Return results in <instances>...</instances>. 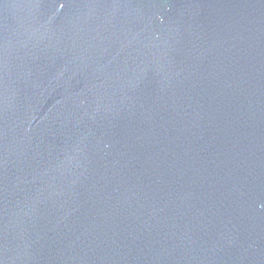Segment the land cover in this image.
<instances>
[{"label": "water", "instance_id": "1", "mask_svg": "<svg viewBox=\"0 0 264 264\" xmlns=\"http://www.w3.org/2000/svg\"><path fill=\"white\" fill-rule=\"evenodd\" d=\"M0 264H264V0H0Z\"/></svg>", "mask_w": 264, "mask_h": 264}]
</instances>
